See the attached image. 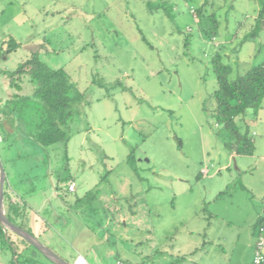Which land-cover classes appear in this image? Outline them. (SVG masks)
Wrapping results in <instances>:
<instances>
[{
  "label": "rangeland",
  "instance_id": "rangeland-1",
  "mask_svg": "<svg viewBox=\"0 0 264 264\" xmlns=\"http://www.w3.org/2000/svg\"><path fill=\"white\" fill-rule=\"evenodd\" d=\"M213 1L205 8L217 26L194 18L191 6L202 0H0V37L22 42L0 60V96L11 93L5 71L41 45L40 60L65 68L74 83L66 148L5 150L25 210L51 223L48 233L64 251L46 236L41 241L68 261L82 252L91 264H170L165 246L206 232L213 242L203 263L252 264L264 215V111L246 123L258 132L253 154L239 155L210 111L218 87L212 58L237 48L224 59L232 76L262 60L251 17L262 5ZM26 86L31 94L33 83ZM33 107L21 133L32 131ZM71 179L76 191L56 195ZM23 242L38 260H24ZM42 259L0 222L2 264H46Z\"/></svg>",
  "mask_w": 264,
  "mask_h": 264
},
{
  "label": "trees",
  "instance_id": "trees-1",
  "mask_svg": "<svg viewBox=\"0 0 264 264\" xmlns=\"http://www.w3.org/2000/svg\"><path fill=\"white\" fill-rule=\"evenodd\" d=\"M208 1L202 0L198 7L192 5V14L201 24L207 18L217 26L215 13H209L205 8ZM213 4L214 1L211 0V6ZM213 38L215 39V36ZM21 46L22 42L12 35L0 37V60ZM41 48L42 45L32 51L31 56L20 62L14 71H5L9 78L11 93L6 97L0 96V136L1 140L6 141L11 138L13 131L22 130L21 126L27 119L28 110L34 103V124L32 131L25 135L43 147L62 144L66 148L72 132L74 109L71 104V92L74 83L65 68H52L40 60ZM224 59L225 54L221 51L212 58L218 87L211 94L215 106L210 111L217 125L226 132L227 145L239 155H252L255 149L252 132L247 124L243 130L237 119H243L247 115L256 118L259 111L264 108V63L251 67L243 74L232 76V65L226 63ZM27 81L33 83V88L32 93L26 95L24 91ZM6 125L11 131L6 130ZM4 206L7 217L13 223L25 227L18 221V217L26 210L10 195L7 177ZM263 224L264 215L258 226ZM30 246L37 249L32 244Z\"/></svg>",
  "mask_w": 264,
  "mask_h": 264
},
{
  "label": "crops",
  "instance_id": "crops-1",
  "mask_svg": "<svg viewBox=\"0 0 264 264\" xmlns=\"http://www.w3.org/2000/svg\"><path fill=\"white\" fill-rule=\"evenodd\" d=\"M234 4L233 6H235L237 0H233ZM261 6V9L259 10L258 14H254L251 17L256 19L255 24H253L254 26V30L252 32V35L256 38H259L260 41H262V45H264V0H260L259 2ZM246 16H249V14H247ZM245 23L244 22H240V26L237 29V34L233 35V38H236L239 36L240 31L242 30V28L244 27ZM229 45L231 44V40L230 42H227ZM223 47H225V50H229V47L223 45ZM238 49L237 48H233V50L230 52L232 55H229V52H224L225 54V59L226 58H231L233 56V53L237 52ZM229 53V54H228ZM235 58L238 59V56L235 55ZM264 63V56L262 58V60L258 63ZM262 111H264V108L261 109ZM261 110L258 113V116L254 119V117H250L249 115H247L245 118L240 119L244 124L248 123L249 121L252 122V120H256L259 119V114L261 112ZM6 130L11 131V129L8 127V125L5 126ZM252 135L253 137L255 135L258 134V132L256 130H252ZM1 136H0V150L2 151V153L7 154L5 152L6 148L8 147L9 150L12 149V146H20L21 148H27V146H31V147H37V144L32 141L30 138H28L24 133H21L20 131H13L11 138L9 140H1ZM254 143L256 144V140L254 138ZM8 150V149H7ZM235 151V150H234ZM0 158L2 159V161L4 162V166L6 169V177H7V181L9 184V190H10V195L12 196L13 200L19 202V205L21 208H25V204L23 203V198L20 196L19 192L17 191V189L15 188L14 184H13V180L14 178L12 177V172L9 170V168H7L8 164H11V162L13 161V159L10 157L9 153L4 156V158L1 157V152H0ZM207 169V173H208V168ZM204 170V169H203ZM71 181V180H69ZM68 182L64 183L61 182L60 184H58V190L55 189V194L56 195H61L63 194V192L59 191V189H65L66 188V184ZM76 191V189H75ZM74 192V191H73ZM44 206V205H43ZM68 206L70 207L71 205L68 204ZM5 208V206H4ZM61 208V207H60ZM72 208V207H71ZM70 208V209H71ZM26 209V208H25ZM32 209V208H31ZM6 212V210H5ZM55 215V214H54ZM41 220H39V218L36 215H33L31 213H27V211L22 214L20 217H18V221H21L24 224V228L27 229L29 232H31L33 235H35L40 241H41V237L46 236L48 240H52L53 242L56 241L54 239L53 233L49 234V227H51V223L48 222V220H46L43 217H40ZM44 222V223H43ZM195 233V232H193ZM196 235H193L194 237H186L184 238V240L182 242H180V244L174 245L172 244L171 246H165V250L163 252V255L166 259H170L171 262L170 264H177V262H173V260H180V264H206L202 262V257H203V249L205 247V244L208 242H213V239H210L209 234L206 232H196ZM56 244V246H58L57 248H59L60 250L62 249L64 251V248L57 244V242H54ZM44 244H47L44 242ZM23 246L22 248V254L23 253H27V255L25 256V261H36L38 260V256L37 254L35 255H31L28 253V250H30V247L27 243H22L21 244ZM56 253L57 252V248H55L54 246H50ZM201 250V251H199ZM59 254V253H58ZM200 254V255H199ZM61 257H63L61 254H59ZM199 255V256H198ZM254 255V254H253ZM41 256H43L42 260H45L43 262H45L46 264H56L53 261H51L48 257H46L42 252H41ZM79 257H82L80 259H85V261L89 264L90 263V259L88 258L89 255L87 254H83L82 252H78L77 256L74 258L73 262L68 261L65 257H63L65 260H67L69 263L71 264H75L78 263L77 259ZM188 257H192L194 259H189ZM253 257V256H252ZM253 258L251 259V263H252ZM49 262V263H48ZM1 263V262H0ZM2 264V263H1Z\"/></svg>",
  "mask_w": 264,
  "mask_h": 264
},
{
  "label": "water",
  "instance_id": "water-1",
  "mask_svg": "<svg viewBox=\"0 0 264 264\" xmlns=\"http://www.w3.org/2000/svg\"><path fill=\"white\" fill-rule=\"evenodd\" d=\"M6 180V169L3 164L2 159L0 158V222L6 230H12L22 238L26 239L30 244L42 252L46 257L56 264H71L58 253H56L49 246L40 241L35 235L29 232L24 227H21L13 223L6 215L4 208V187ZM77 264V263H75Z\"/></svg>",
  "mask_w": 264,
  "mask_h": 264
},
{
  "label": "built area",
  "instance_id": "built-area-1",
  "mask_svg": "<svg viewBox=\"0 0 264 264\" xmlns=\"http://www.w3.org/2000/svg\"><path fill=\"white\" fill-rule=\"evenodd\" d=\"M203 173H207V169H204ZM66 188L71 192L75 191L76 182L74 180L69 181L66 184ZM80 258L82 257H79V259ZM263 262H264V224L259 227L258 239L254 248L252 264H263Z\"/></svg>",
  "mask_w": 264,
  "mask_h": 264
},
{
  "label": "bare ground",
  "instance_id": "bare-ground-1",
  "mask_svg": "<svg viewBox=\"0 0 264 264\" xmlns=\"http://www.w3.org/2000/svg\"><path fill=\"white\" fill-rule=\"evenodd\" d=\"M78 264H86V261L84 259H80Z\"/></svg>",
  "mask_w": 264,
  "mask_h": 264
}]
</instances>
